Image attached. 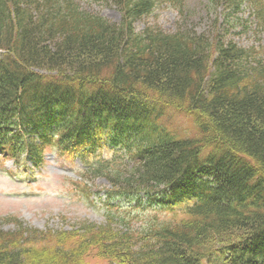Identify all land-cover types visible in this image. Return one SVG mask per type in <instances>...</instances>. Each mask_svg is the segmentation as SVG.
Returning a JSON list of instances; mask_svg holds the SVG:
<instances>
[{
    "label": "trees",
    "instance_id": "trees-1",
    "mask_svg": "<svg viewBox=\"0 0 264 264\" xmlns=\"http://www.w3.org/2000/svg\"><path fill=\"white\" fill-rule=\"evenodd\" d=\"M99 1L120 21L79 0H0V154L29 170L48 148L89 158L107 143L130 161L92 164L109 199L182 214L145 230L14 219L0 264H264V63L217 25L137 31L159 0ZM228 1L264 25V0ZM170 107L193 117L192 135L160 124Z\"/></svg>",
    "mask_w": 264,
    "mask_h": 264
},
{
    "label": "rangeland",
    "instance_id": "rangeland-1",
    "mask_svg": "<svg viewBox=\"0 0 264 264\" xmlns=\"http://www.w3.org/2000/svg\"><path fill=\"white\" fill-rule=\"evenodd\" d=\"M181 1L187 13L185 16L180 13L178 0H159L154 10L136 23L137 31L159 27L174 32L179 26L187 31H208L217 25L224 41L233 40L250 50L251 62L258 59L264 63V25L247 3L238 8L231 6L228 0L212 3L209 0ZM79 3L83 9L111 21L121 19V12L111 3L99 0H79ZM160 124L180 136H190L196 131L192 116L173 107L167 110ZM118 151L106 143L98 153L99 159L94 158L96 155L90 158L98 165L102 160L109 169L129 165L126 154ZM25 170L26 167L17 166L13 160L0 158V228H14L13 217L42 229H70L83 221L105 224L110 219L120 230L127 227L145 230L173 221L181 214L180 210L173 212L137 204L129 196L107 199L105 192L111 186L108 177L97 173L81 157L68 158L52 148L46 150L41 167ZM84 173L87 176L83 177ZM84 180L90 188L84 187ZM101 264L112 263L103 261Z\"/></svg>",
    "mask_w": 264,
    "mask_h": 264
}]
</instances>
